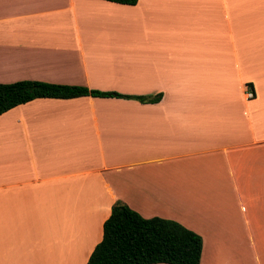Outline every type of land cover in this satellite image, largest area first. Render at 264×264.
Listing matches in <instances>:
<instances>
[{
  "label": "crops",
  "instance_id": "1",
  "mask_svg": "<svg viewBox=\"0 0 264 264\" xmlns=\"http://www.w3.org/2000/svg\"><path fill=\"white\" fill-rule=\"evenodd\" d=\"M17 80L162 96L0 114V264H87L116 201L198 233L200 264H263L264 0H0Z\"/></svg>",
  "mask_w": 264,
  "mask_h": 264
},
{
  "label": "trees",
  "instance_id": "2",
  "mask_svg": "<svg viewBox=\"0 0 264 264\" xmlns=\"http://www.w3.org/2000/svg\"><path fill=\"white\" fill-rule=\"evenodd\" d=\"M134 5L137 0H107ZM120 97L140 102H156L155 96L126 95L116 91L91 89L82 85L17 80L0 83V114L35 98L79 96ZM201 236L176 220L158 216L143 217L121 201H116L103 223V235L87 264H200Z\"/></svg>",
  "mask_w": 264,
  "mask_h": 264
},
{
  "label": "rangeland",
  "instance_id": "3",
  "mask_svg": "<svg viewBox=\"0 0 264 264\" xmlns=\"http://www.w3.org/2000/svg\"><path fill=\"white\" fill-rule=\"evenodd\" d=\"M235 214H236V218H240L241 217V212L239 213L238 211H235ZM236 229H237V232L238 233H242V234H244V229L242 228V227H238V226H236ZM243 240V239H242ZM250 242V240H249V238H248V240H247V243H249ZM254 243H255V245H256V247L255 248H257V251L259 252V253H262L263 251H262V248H261V243L258 241V239L256 238V239H254ZM244 252H245V250H244ZM261 256H262V254H261ZM256 264V263H255ZM263 264H264V262H263Z\"/></svg>",
  "mask_w": 264,
  "mask_h": 264
},
{
  "label": "built area",
  "instance_id": "4",
  "mask_svg": "<svg viewBox=\"0 0 264 264\" xmlns=\"http://www.w3.org/2000/svg\"><path fill=\"white\" fill-rule=\"evenodd\" d=\"M245 96H246L247 99H251V98H254L255 97V93H254V91L248 89L245 92Z\"/></svg>",
  "mask_w": 264,
  "mask_h": 264
}]
</instances>
